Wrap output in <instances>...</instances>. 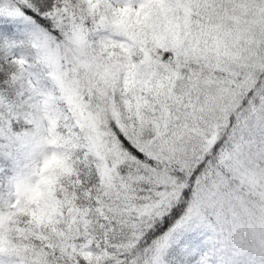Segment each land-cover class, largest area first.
<instances>
[{
    "label": "snow or ice",
    "instance_id": "snow-or-ice-1",
    "mask_svg": "<svg viewBox=\"0 0 264 264\" xmlns=\"http://www.w3.org/2000/svg\"><path fill=\"white\" fill-rule=\"evenodd\" d=\"M0 264H264V0H0Z\"/></svg>",
    "mask_w": 264,
    "mask_h": 264
}]
</instances>
